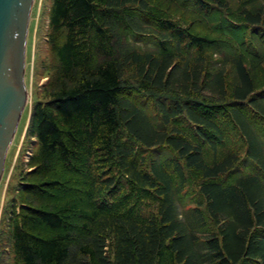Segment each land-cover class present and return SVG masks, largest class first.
<instances>
[{
  "label": "trees",
  "instance_id": "1",
  "mask_svg": "<svg viewBox=\"0 0 264 264\" xmlns=\"http://www.w3.org/2000/svg\"><path fill=\"white\" fill-rule=\"evenodd\" d=\"M48 24L14 264H264V0H52Z\"/></svg>",
  "mask_w": 264,
  "mask_h": 264
},
{
  "label": "rangeland",
  "instance_id": "2",
  "mask_svg": "<svg viewBox=\"0 0 264 264\" xmlns=\"http://www.w3.org/2000/svg\"><path fill=\"white\" fill-rule=\"evenodd\" d=\"M51 2L52 0H34L29 19L24 74L27 99L8 148L0 180V264H14L6 224L13 209L17 208L15 196L20 189L21 176L30 170L29 164L38 149L36 138L30 132L29 122L33 105L44 100L43 86L48 80L46 63L50 58L47 38ZM159 153L169 155L166 149Z\"/></svg>",
  "mask_w": 264,
  "mask_h": 264
},
{
  "label": "water",
  "instance_id": "3",
  "mask_svg": "<svg viewBox=\"0 0 264 264\" xmlns=\"http://www.w3.org/2000/svg\"><path fill=\"white\" fill-rule=\"evenodd\" d=\"M34 0H0V180L27 92L26 40Z\"/></svg>",
  "mask_w": 264,
  "mask_h": 264
}]
</instances>
